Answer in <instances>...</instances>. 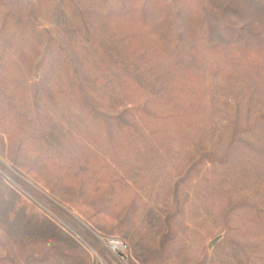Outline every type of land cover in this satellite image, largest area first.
Masks as SVG:
<instances>
[{
    "label": "rangeland",
    "instance_id": "1",
    "mask_svg": "<svg viewBox=\"0 0 264 264\" xmlns=\"http://www.w3.org/2000/svg\"><path fill=\"white\" fill-rule=\"evenodd\" d=\"M101 262L264 264V0H0V264Z\"/></svg>",
    "mask_w": 264,
    "mask_h": 264
},
{
    "label": "built area",
    "instance_id": "2",
    "mask_svg": "<svg viewBox=\"0 0 264 264\" xmlns=\"http://www.w3.org/2000/svg\"><path fill=\"white\" fill-rule=\"evenodd\" d=\"M107 242L109 244V248L114 251L115 253H125L127 252L128 246L124 241L120 239H107ZM101 264H107L104 262H101Z\"/></svg>",
    "mask_w": 264,
    "mask_h": 264
},
{
    "label": "bare ground",
    "instance_id": "3",
    "mask_svg": "<svg viewBox=\"0 0 264 264\" xmlns=\"http://www.w3.org/2000/svg\"><path fill=\"white\" fill-rule=\"evenodd\" d=\"M93 249V248H92ZM96 253V252H95ZM97 254V253H96Z\"/></svg>",
    "mask_w": 264,
    "mask_h": 264
}]
</instances>
